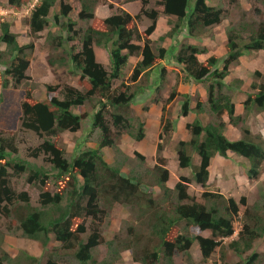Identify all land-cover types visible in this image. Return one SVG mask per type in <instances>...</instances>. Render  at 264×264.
<instances>
[{
  "label": "trees",
  "instance_id": "obj_1",
  "mask_svg": "<svg viewBox=\"0 0 264 264\" xmlns=\"http://www.w3.org/2000/svg\"><path fill=\"white\" fill-rule=\"evenodd\" d=\"M33 1L8 0V5L19 11L28 8ZM70 1L38 0L30 10L27 21L31 32L38 34L51 25L50 13L59 5V12L53 15L52 24L59 26L66 35L49 32L46 41H51L54 49L62 50V54L49 58V63L52 67H70L72 72L80 75L82 87L66 84L61 86V98L52 96L44 100H36L33 87H26L21 102L22 126L42 138L45 136L31 153L34 156L44 154L52 167L48 169L26 159L12 158L10 151H17L14 139L0 134V214L15 219L23 235L39 241L46 253L54 237L62 249L73 251L79 264L95 261L94 250L102 242L100 222L116 215L117 205L127 207L133 217L127 224L126 238L121 239L116 235L107 242L113 259L121 258L123 252L131 250L134 260L141 264H176V255L182 253L187 255L188 264H208L213 253L224 247L225 238L234 234V221L239 215L242 216V227L238 238L229 242L228 246L240 255L252 250L256 240L264 238V194L261 195L262 201L249 205L246 196L238 202L234 197H227L220 189L210 188L209 179L210 165L217 154L228 157L234 153L243 158L246 175L251 181L264 174V135L253 132L248 125L252 114L264 113V82L254 81L251 84L254 91L248 94L243 103L245 112L237 115L234 92L230 90L240 89L238 82L242 83L243 80L236 79L235 84L226 80L231 75V67L238 64L241 56L264 50V21L258 26L247 23L230 26L226 32V55H212L202 61L199 56L207 53L208 48L191 44L187 39L201 40L226 18V11L210 4V0L157 2L164 7V14L171 17L168 20L170 31L160 37L161 42L166 38L171 39L170 48L160 44L155 47L156 41L151 36L156 30L160 12L146 8L149 0H141L142 8L138 14L120 9L105 18L103 26L94 24L99 0H78L81 5L79 19L84 23L79 30L75 28L77 22L70 17L73 10ZM261 1L264 3V0ZM145 16L151 20V24L142 31L139 23ZM64 17L67 20L63 21ZM12 25L11 20L0 23V43L6 47L0 50V66L5 65L0 70V83L4 88L11 85L19 88L29 79L27 70L31 64L30 56L36 47L35 41L20 43L17 34L11 30ZM245 32L249 35L244 36ZM78 37L81 38V49L76 52L72 46L68 50L67 44ZM96 46L109 50V68L97 60ZM5 56H8V60L4 59ZM131 57H140L130 76L131 81H138L144 74L150 75L158 63L171 58L181 67L186 83L207 85L205 106L212 114V120L204 124L197 117L187 123L190 138L180 140L176 148L179 167L192 170L193 178L202 190L201 197L190 193L192 179L187 175H181L173 187L168 184L170 170L163 152L176 131L178 119L169 116L166 105L163 106L156 165L146 177L135 168L129 173L123 170L129 157L117 145L112 129L119 133L127 131L136 140L145 137L144 123L140 122L136 129L125 112L143 86L138 85L132 90L124 80L120 86L113 87L114 80L123 76ZM165 72L166 68L162 66L159 82ZM255 75L263 77L259 70L255 71ZM149 86L146 87L151 89ZM55 88L52 85L48 87L49 91ZM176 95L175 89L167 102ZM183 97L180 115L187 116L194 109L203 110L204 101L200 95L185 93ZM92 98L98 99L91 124L93 129L101 131L99 146L94 148L79 141L69 158L58 139L66 131L82 129L85 114H78L73 108L84 105ZM193 100L196 101L195 108H192ZM3 101L4 96L0 94V109ZM224 114L228 115L230 123L240 127V138L230 139L225 134L228 123L223 118ZM105 147L113 148L123 160L118 158L115 163H109L102 152ZM195 154L200 156L199 164H194ZM137 157L142 162L146 160L141 153H137ZM10 169L16 174L28 173V180L40 185L42 207L32 205L26 191L18 193L12 187ZM51 181H65L64 190L52 192ZM240 204L245 207L244 213L240 212ZM87 218L91 219V232L87 239H83L82 234L88 231ZM194 229L198 230L196 234ZM207 231L209 235L204 234ZM3 237L4 234H1L0 243L4 241ZM196 242L202 253L200 262L194 261L190 253ZM258 257L259 254L254 252L243 264H253ZM111 263L114 262H104ZM0 264L43 263L39 257L25 250L12 257L8 250L1 249ZM46 264L60 263L53 254H49Z\"/></svg>",
  "mask_w": 264,
  "mask_h": 264
},
{
  "label": "rangeland",
  "instance_id": "obj_2",
  "mask_svg": "<svg viewBox=\"0 0 264 264\" xmlns=\"http://www.w3.org/2000/svg\"><path fill=\"white\" fill-rule=\"evenodd\" d=\"M158 1L159 0H149V3L146 5L147 9H156L160 12L156 27L158 28L159 25V28L157 32L153 34V39L156 41V48L159 44H164V42L160 41L159 36L161 37L163 28L165 27V20H167L168 18V16L163 12L164 7L158 4ZM70 2L73 7L72 12L70 13V17L72 18V20H75L77 22L75 28L79 30V28H81L84 24L79 19V11L81 10V5L78 0H71ZM128 2L130 1L99 0L96 9L98 6L104 5L105 8H109L111 12L116 13L120 11L123 4H126ZM137 2H140V5L142 6L141 0H137ZM210 4L216 7H222L226 11V18L221 25L214 27L216 32L213 31L214 29H211L205 34V36H203L201 40H197L194 38H192L191 40L187 39L189 43L195 44L199 47H207L208 45L209 47H213L218 50L222 46L220 39L221 34L223 33L224 35L222 37V42L226 41V32L230 26H239L241 23L258 26L260 22L264 21V3L261 0H210ZM30 8L31 4L28 8L26 7L22 9L20 14H15V10L9 7L8 0H0V23L4 20L13 21L11 30L17 34L20 43L27 44L31 41H35L36 44V47L30 56V67L27 70V76L29 77V79H27L26 82L23 83L19 88H16L12 85L9 88H4L0 83V94H3L4 96V101L0 109V134L4 137L14 139V144L17 148V151H10L12 158H21L24 160L26 159L32 164L34 163L36 165H44L45 167L50 169L52 167V164L49 161L45 160L44 154L34 156L31 153L35 147L43 142L45 136L42 138L35 132L29 129H25L22 126L21 102L25 97L26 87L28 85L30 87H33V97L36 100H44L52 96H58L61 98V86H64L66 84L78 88H81L82 86L79 82L80 75L72 72L70 67H52L49 63V58H54L62 54L61 49H54L50 44L51 41H46V38L49 35L50 31L54 32L55 34H60L61 32L65 34V32L61 30L59 26L52 24V22L54 21L53 15L55 14V12H59V5H57L55 9H53V11L50 13L49 18L51 19V25L38 34H33L31 32L30 26L27 21L30 15ZM96 17L97 20L94 24L96 26H103V20L105 18H102V13H99L98 16L96 14ZM62 20L65 21L67 20V18L64 17ZM159 21H161V24H158ZM99 22L100 24H98ZM150 24L151 20L145 16L139 23V27L142 31H144ZM246 32L243 33L244 36L249 35V33ZM72 46L75 47L76 52L79 51L82 46L81 38L78 37L74 41H70L67 44L68 50L71 49ZM5 48V45L0 43V50H5ZM105 50L109 52L108 49ZM4 59L8 60V56H5ZM248 59L253 62L259 61V63H255L254 65L256 66H249V68L247 67V70L242 73L246 83L242 81V83L238 82V84L241 87L246 84V87L241 92L244 94H233V99H237V101L244 100L243 97L245 98V95L247 98L248 94L254 91L251 87V84L254 81L258 83L264 82V54H248ZM139 60L140 57H131L129 59L123 76L119 79L114 80L113 87L120 86L124 80L127 84L130 85L132 90H135L138 85L143 86V88H141V93L136 95L135 99L130 104V107L128 108V110H125V112L128 113V116L130 117V120L132 121V124L136 129L138 128L140 122H143L144 125L146 124V127H144L146 138L144 137L142 140H136L135 138L131 137L127 133V131L119 133L115 128H113L112 130L113 134L117 138V145L121 147L123 152L129 157V159L125 160V164L122 167L123 170L129 173L133 170V168H135L144 177H146L149 170L152 169L157 163L158 144L161 141L159 135L162 129V118H156V113H150L149 110L156 106V110L160 112L162 111V113H164L163 106L166 105V109L170 110L169 116L172 118V115H176L177 113L175 112H178L177 106L179 104L182 105L184 99L183 94L184 91L188 88V85L184 81V72H182L181 67L175 64L174 60L169 59L165 63L166 65L163 63L164 66L168 65V68L166 69L163 78H161L154 91L153 89H148L146 86L150 85L152 87L153 84H155L153 82H156L157 78L161 75V71L159 75H156L155 72H152V74L150 75L144 74L136 82L131 81L130 76ZM240 63L242 62L239 61L238 64ZM1 65L5 66L3 64ZM242 65L247 66L243 63ZM2 66H0V70H3L1 69ZM159 68L162 70L161 66H159ZM257 70L263 73V77H258L255 75V71ZM238 78V71L233 70L231 75L227 77V80L228 82H233V84H235V80ZM181 82H183V85L186 86H182ZM49 85L56 87L55 90L49 91ZM175 89L177 90L176 97L172 101L167 102ZM190 89L191 88H189V90ZM195 90L198 91V89ZM230 92L232 93V90H230ZM195 94L198 95V92H195ZM97 100V98H92L87 100L84 105L74 107V112L78 114H85L83 127L81 130L76 132L66 131L61 134L60 138L58 139L59 143L65 147L67 151L66 155L69 158L72 156L74 147L79 141H82L86 146L94 148L99 146L101 131L99 129H93L91 124L93 120L92 115L95 112V109H97ZM211 120L212 117L208 118L209 122ZM254 124L256 126H259L262 123L261 121H254ZM182 135V130H179L178 136ZM177 144L178 142L174 143L172 142V140L169 141L163 152V155L167 158L168 161L167 167L172 174V183L179 180V177L181 175H184L185 173V175H188V177L192 179L189 187L190 193L197 195V197H201L202 190L197 186V183L193 178L192 170L190 168L181 170V168L179 167L176 150ZM102 152L105 159L109 163H115V160L118 158L119 160H123V157L119 155L117 156L115 150L111 147L103 148ZM137 153L143 154L146 157V160L142 162L137 157ZM196 155L198 156V154ZM196 163H198V159H196ZM244 166H240L238 169L241 172L242 177H237L238 179L236 183L231 178L230 174L232 172L228 171V173L226 174H230L228 175V178L223 180L221 186L223 188V192L227 197H234L239 202L241 197L246 196L248 198V204L252 205L255 202L262 201L261 195L264 194V174L257 180H246L245 177L247 175L245 176L243 173ZM10 173V181L12 187L18 193L26 191L30 195L32 205L42 207L40 204V196L42 192L40 185H36L34 181H29L27 178L28 173L16 174L12 169H10ZM64 187L65 181H61L59 183L51 181L52 192L64 190ZM116 209L118 211L116 215H113L111 218L106 217L102 220V222H100L102 242L94 250L95 261H91L89 262V264H104L105 261L114 262L111 264H141L140 262L134 260V255L131 250H126L125 252H123L121 258L113 259V257L110 255L109 250L107 249V242L113 239L116 235H119L121 239L127 237V224L132 221L133 217L130 210L123 205H117ZM244 211L245 207L240 204V212L244 213ZM241 218V215H239V217H236L234 221V234L229 238H225L224 247L218 248L213 253L208 264H243L248 260L247 258L250 257L254 252H257L259 254V257L256 261L253 262V264H264V238L257 239L254 248L244 253L243 255L237 254L232 248L228 246L229 242L238 238V232L242 227ZM14 220L15 219H13L12 217H7L0 214V235L4 234V241L0 243V248L8 250L12 257H17L18 254H22V251L25 250L30 255L39 257L43 264L47 263L49 254H53L60 264H79L74 258L73 251L62 249L60 243L56 241L54 237H52V240L49 243L48 253H46L39 241L31 240L23 235V232L18 229L17 224L14 222ZM85 221L87 223L88 231L82 234L83 239H87L91 232V219L87 218ZM193 232L196 234L198 230L194 229ZM204 234L209 235L210 232L207 231ZM190 253L194 261L200 262L202 260V253L197 242L193 244ZM176 264H188L187 255L183 253L176 255Z\"/></svg>",
  "mask_w": 264,
  "mask_h": 264
},
{
  "label": "crops",
  "instance_id": "obj_3",
  "mask_svg": "<svg viewBox=\"0 0 264 264\" xmlns=\"http://www.w3.org/2000/svg\"><path fill=\"white\" fill-rule=\"evenodd\" d=\"M37 1L38 0H34L32 2L30 10L34 7V5H35V3ZM128 5H129V7H128ZM140 8H142V6L140 5V2H137V0L130 1V2L126 3V4H123L122 7H121V9H125V10L129 11L133 15H136L141 10ZM30 10H29V12H30ZM96 10H97L96 11L97 16L99 15V13H102V18H107L108 16L114 14L113 12L110 11L109 8H105L104 5L98 6ZM14 12H15V14H20L21 13V10L14 11ZM18 16H20V15H18ZM169 19H171L170 16H168L167 20H165V27L163 28L162 35H165L171 29L170 26H169V22H168ZM160 22L161 21H159L158 24ZM217 26H219V25H217ZM158 28H159V25H158ZM158 28H156V30L154 31L153 34H155V32H157ZM213 29H214L213 31L216 32L215 28H213ZM153 34L151 36L152 39H153ZM223 36L224 35L222 33L221 34V38H220L221 39L222 46L218 50H216L213 47H209L207 45L208 52L207 53H204V54H202V55L199 56L202 61L206 60L207 58H209V56H212V55H217L218 57H224L226 55V52H227V49H226L227 40L224 41V42H222V37ZM159 38H160V36H159ZM191 39L192 38L189 37V40H191ZM163 46L166 47V48H170L172 46L171 39L170 38H166L164 40ZM95 53H96L97 60L99 62H101L106 68L110 67V65H111L110 53L107 52L105 50V48L96 46L95 47ZM254 53H262V54H264V50L253 51V52L251 51V52L245 53L243 56L240 57V62H242L243 64H246L247 66H243L242 63H240V64H237V65L232 66V68H231V73H232L233 70H237L238 71V77H239L238 79L243 80L245 83H246V81H245L242 73L247 70V67L249 68V66H256L254 64L255 63H259V61L253 62L250 59H248V54H254ZM169 60H173V59H169ZM166 62H167V60H162L160 63H158L159 65H156L154 67V69H153L152 72L153 73L155 72L156 75H159L160 74V71H161V69L159 68V66H161V68H162V66H164V64ZM165 68L167 69L168 68V65L165 66ZM171 68H172V66H171ZM152 72H151V74H152ZM159 78L160 77L157 78L156 82L155 81L153 82V83H155L151 87V89H153V91H154V89L157 87V85L159 83ZM227 83H230V82H228V80H227ZM186 84L188 85L187 86L188 87L187 88L188 90L186 89L185 91H187V92L184 91V94L185 93H188V94H191L193 96H196L195 92H198V95H200L202 101H204V106H203V110H196V109H194L187 116H183V115H180L181 105L180 104L178 106L176 105L177 106V109H178V112H175V113H177L176 115L175 114L172 115V118L178 119L176 131L173 133V136H172V139H171L172 142H174V143H177V142H179L182 139L186 140V139L190 138V134H189L188 130L186 129L187 123L193 122L197 117H199L204 124H207L209 122L208 121V118L212 117L211 116L212 114H210L208 108H206L207 104L205 102L207 100V96H208L207 85L204 84V83L197 84V82L186 83ZM181 85L182 86H186V85H183V82H181ZM195 86H196V88H195ZM245 87H246V84H244L243 87H241L240 89L233 90L232 92H235L234 94L240 93L239 95L244 94V93H241V92H242V90ZM189 88H191V89L189 90ZM195 89H198V91H196ZM243 99L244 100H241V101H237V99L234 100L235 105H236V114L237 115H243L244 112H245V107H244L243 102L246 99V95H245V98L243 97ZM195 107H196V101L193 100V102H192V108H195ZM149 111H150V113H156V115H157L156 118H158V119L159 118H162L163 113H162V111L160 112V111L156 110V106L153 107V108H151ZM223 118L228 123L227 128H226V131H225V134L230 139H238V138H240L242 136V131H241L240 127L239 126H236V125H234L232 123H230L229 122V117H228L227 114H224L223 115ZM254 121H259V122L261 121L262 124L259 125V126H256L254 124ZM248 125L251 127V130L253 132H255V133H261V134L264 135V113L252 114L250 116ZM145 127H146V124H145ZM179 130H182V132H183V135L182 136H178V131ZM196 159H198V163H196ZM242 159L243 158H241L240 156H238L237 154H234V153H230L228 157H223V156L217 154L212 159V162H211V165H210V179H209L210 188H213V189L218 188V189H220L223 192V188L221 186V183L223 182V180H225L226 178H228V175L230 174V173L229 174H226V173H228V171L229 172L230 171L232 172L230 174L231 175V178L236 183V181L238 179L237 177H239V176H240V178L242 177L241 172L238 170L240 166H244L243 165L244 164V161ZM199 163H200V156L199 155L197 156L195 154L194 155V164H199ZM186 169H188V168H186ZM186 169L185 168L184 169L181 168V170H186ZM243 173L246 176V170H245V168L243 170ZM219 174H221V175H219ZM184 175H185V173H184ZM171 176H172V174L170 172V179H169L168 184L171 187H173L177 183L178 180L177 181H174V183H172ZM246 177H245V179L248 180V177L247 178Z\"/></svg>",
  "mask_w": 264,
  "mask_h": 264
},
{
  "label": "clouds",
  "instance_id": "obj_4",
  "mask_svg": "<svg viewBox=\"0 0 264 264\" xmlns=\"http://www.w3.org/2000/svg\"><path fill=\"white\" fill-rule=\"evenodd\" d=\"M178 157V156H177ZM168 168V167H167ZM169 169V168H168Z\"/></svg>",
  "mask_w": 264,
  "mask_h": 264
}]
</instances>
